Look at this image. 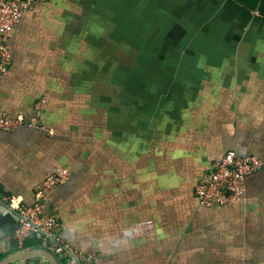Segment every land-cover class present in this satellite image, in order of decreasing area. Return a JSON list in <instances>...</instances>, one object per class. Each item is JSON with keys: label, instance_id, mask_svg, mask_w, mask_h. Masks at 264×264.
Wrapping results in <instances>:
<instances>
[{"label": "crops", "instance_id": "0c3cea01", "mask_svg": "<svg viewBox=\"0 0 264 264\" xmlns=\"http://www.w3.org/2000/svg\"><path fill=\"white\" fill-rule=\"evenodd\" d=\"M105 1L55 0L15 28L0 112L31 119L43 100L52 134L0 131L1 258L19 255V218L3 198L31 206L38 186L67 171L43 212L94 264H264V167L240 202L200 209L195 196L227 151L264 161V0H136L163 48L151 45L134 92L112 99L96 76L106 63L93 60L106 57L107 30L92 15Z\"/></svg>", "mask_w": 264, "mask_h": 264}, {"label": "built area", "instance_id": "2783aa9c", "mask_svg": "<svg viewBox=\"0 0 264 264\" xmlns=\"http://www.w3.org/2000/svg\"><path fill=\"white\" fill-rule=\"evenodd\" d=\"M49 0H0V77L9 75L13 65V52L10 46L16 26L36 4ZM43 100L35 105V117L26 119L23 115L9 117L0 113V131L12 132L20 127L47 129L40 121ZM264 167L258 156H239L229 150L215 162L213 171L199 182L195 196L200 209L226 207L242 201L246 193L247 178ZM68 172L50 175L35 190L34 202L26 206L19 197H4L3 200L17 213L19 226L15 232L17 254L32 251H45L53 255L57 264H94L95 256L85 254L80 249L67 244L61 238V222L44 215L43 208L48 201L47 190L64 184ZM38 241L35 248L31 242ZM3 258L0 256V263ZM53 264V263H52Z\"/></svg>", "mask_w": 264, "mask_h": 264}, {"label": "rangeland", "instance_id": "374dc122", "mask_svg": "<svg viewBox=\"0 0 264 264\" xmlns=\"http://www.w3.org/2000/svg\"><path fill=\"white\" fill-rule=\"evenodd\" d=\"M150 4L151 0H146ZM107 11L111 14H114L116 18L119 20L117 29L118 33L122 35V39L118 42L120 44H115L110 38V28L112 27V23L109 20L111 14L107 12V18L105 22L107 21V26L103 24V21L98 22L99 31H104L103 29L107 30V41H106V58L110 59L109 65L115 66L110 73V77L107 81H121L123 80V77L129 78L126 75L125 70H119L118 66H145L148 67L154 62V58L151 55L153 50H151V45L159 46V48L162 50V45L160 42H155L150 40V20L146 23H143V21L140 18V12L136 10V0H106L105 2ZM140 9V6H139ZM150 12H148L149 14ZM139 14V15H137ZM150 17V14H149ZM33 37H31L32 39ZM158 49V48H156ZM118 50V52L115 53V51ZM118 53V55H117ZM120 53V54H119ZM123 55L121 56V54ZM161 53V52H160ZM154 54V53H152ZM116 59V61L113 63V60ZM167 61V59H166ZM117 69H116V64ZM143 65V66H142ZM115 74V78L113 79L111 77V74ZM136 76V75H134ZM133 76V80H134ZM147 79L146 74H142L141 80L145 81ZM142 82V81H141ZM17 91V89H16ZM18 92V91H17ZM110 93H113V90H110Z\"/></svg>", "mask_w": 264, "mask_h": 264}, {"label": "flooded vegetation", "instance_id": "af4514ba", "mask_svg": "<svg viewBox=\"0 0 264 264\" xmlns=\"http://www.w3.org/2000/svg\"><path fill=\"white\" fill-rule=\"evenodd\" d=\"M54 2H55V0H49V1L45 2V3L36 4L33 7V9H36V8H39V7L42 8V9H45V8H47L49 6H52L54 4ZM97 21H98V19H97ZM105 52H106V50H105ZM116 52H118V50H116L115 53ZM117 55H118V53H117ZM122 55H123V53L121 54V56ZM93 60L95 61L96 64L106 61V70L104 69L103 72L101 71V73H96L97 79L98 78L101 79V80L105 79V81H106V98H108L107 95L109 94L108 92L110 90L111 91L114 90L113 92H116V93L117 92L118 93H125L126 89H131L132 90L133 88H135V85H134L133 80H132L133 76L136 74L135 72L137 71V69H144L143 67H145L143 65H142L143 67L136 66V65L135 66H127V67H125L123 65L118 66L119 70H125L126 71V74H127L126 76L129 77V78L123 77V80H121V81H107L109 79V77H110L111 70L115 66H112V65L110 66L109 63H107V62H110L109 58L105 59V58H100L99 56H96ZM117 65H118V63L116 64V69H117ZM95 69L96 70L98 69L97 65L95 66ZM104 71H106V72L104 73ZM114 75H115L114 73L111 74V77L113 79L115 78ZM123 87H125L126 89L122 90ZM132 91L134 92V90H132ZM116 93L113 94V96H111L110 99H112L113 97L116 98L117 97Z\"/></svg>", "mask_w": 264, "mask_h": 264}, {"label": "trees", "instance_id": "16d2710c", "mask_svg": "<svg viewBox=\"0 0 264 264\" xmlns=\"http://www.w3.org/2000/svg\"><path fill=\"white\" fill-rule=\"evenodd\" d=\"M101 4H103V3H101ZM107 8L106 9H103V10H97V11H95L92 15H94L95 16V18H96V22L98 23V22H100V21H105L106 19H108L107 18ZM109 14H111L110 12H108ZM97 19H98V21H97ZM110 21H111V23H112V27L110 28V30H111V32H110V35H111V40L115 43V44H120V42H118V41H120L121 39H122V35L121 34H119L118 33V29H117V25H118V22H119V20L116 18V16L114 15V14H111V16H110V19H109ZM97 29H98V27H97ZM105 54H106V52H105ZM97 56H99V55H97ZM96 57V56H95ZM100 58H105L106 59V57H102V56H99ZM116 59L117 58H115L114 60H113V63L116 61ZM105 63H106V61H105ZM111 66V65H110ZM104 68H105V70H106V65L104 66ZM133 80V79H132Z\"/></svg>", "mask_w": 264, "mask_h": 264}, {"label": "water", "instance_id": "95a60500", "mask_svg": "<svg viewBox=\"0 0 264 264\" xmlns=\"http://www.w3.org/2000/svg\"><path fill=\"white\" fill-rule=\"evenodd\" d=\"M0 113H5V112H0ZM9 117H12V115L7 114ZM16 117V116H13ZM35 256H41V257H45L47 259H49L53 264H57L55 258L53 257V255L49 252H45V251H32V252H28V253H23V254H19L18 256L12 257V258H6L4 260H2V262L0 264H7L10 261L13 260H17V259H21V258H30V257H35Z\"/></svg>", "mask_w": 264, "mask_h": 264}]
</instances>
